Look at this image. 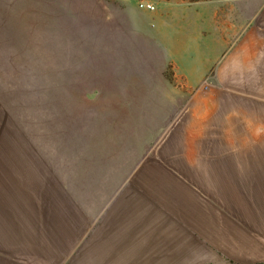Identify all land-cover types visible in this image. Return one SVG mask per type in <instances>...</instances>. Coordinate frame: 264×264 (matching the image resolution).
I'll use <instances>...</instances> for the list:
<instances>
[{"label": "rangeland", "instance_id": "rangeland-1", "mask_svg": "<svg viewBox=\"0 0 264 264\" xmlns=\"http://www.w3.org/2000/svg\"><path fill=\"white\" fill-rule=\"evenodd\" d=\"M217 1L0 0V245H24L64 198L88 135H111L95 142L111 157L171 149L246 167L207 180V202L264 213V0H240L239 17ZM207 8L219 12L202 29Z\"/></svg>", "mask_w": 264, "mask_h": 264}, {"label": "crops", "instance_id": "crops-1", "mask_svg": "<svg viewBox=\"0 0 264 264\" xmlns=\"http://www.w3.org/2000/svg\"><path fill=\"white\" fill-rule=\"evenodd\" d=\"M230 1L239 17L240 0ZM210 12L212 17L219 11L202 9V29ZM260 22L257 34L264 36V12ZM208 46V40L201 45L202 61ZM262 51L256 53L263 62ZM109 137L88 135L90 144L68 160L72 172L62 177L64 198L40 209L35 233L24 245H0V264H264L263 210L254 206L243 214L221 203L219 208L207 202L204 191L211 177L244 173L246 167L195 165L192 154L171 149L148 156L122 147L111 157L112 151L95 143ZM218 255L225 260H216Z\"/></svg>", "mask_w": 264, "mask_h": 264}, {"label": "built area", "instance_id": "built-area-1", "mask_svg": "<svg viewBox=\"0 0 264 264\" xmlns=\"http://www.w3.org/2000/svg\"><path fill=\"white\" fill-rule=\"evenodd\" d=\"M139 7L143 10H146V11H149V12H152L155 10V6L150 3V2H146V1H142L139 3Z\"/></svg>", "mask_w": 264, "mask_h": 264}]
</instances>
